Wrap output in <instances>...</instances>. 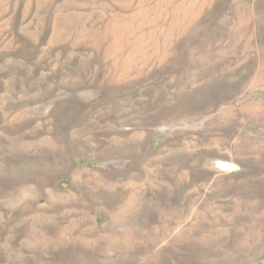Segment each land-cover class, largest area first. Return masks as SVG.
I'll return each mask as SVG.
<instances>
[{
    "label": "rangeland",
    "instance_id": "1",
    "mask_svg": "<svg viewBox=\"0 0 264 264\" xmlns=\"http://www.w3.org/2000/svg\"><path fill=\"white\" fill-rule=\"evenodd\" d=\"M0 264H264V0H0Z\"/></svg>",
    "mask_w": 264,
    "mask_h": 264
}]
</instances>
